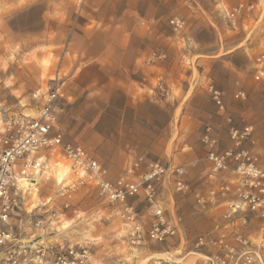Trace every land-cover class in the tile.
Returning a JSON list of instances; mask_svg holds the SVG:
<instances>
[{
  "label": "rangeland",
  "instance_id": "rangeland-1",
  "mask_svg": "<svg viewBox=\"0 0 264 264\" xmlns=\"http://www.w3.org/2000/svg\"><path fill=\"white\" fill-rule=\"evenodd\" d=\"M185 1V5L172 0L166 7H156L155 12L165 11L158 26L166 38L149 39L146 57L154 64L166 60L172 74L180 70L186 91L181 96L174 92L165 97V109L169 107L170 112L155 109L154 125L140 129L141 120L130 111L123 115L122 126V114L117 110L125 99L120 91L99 90L98 84L90 88V83L78 81L75 66L104 59L114 62L124 51L131 56L137 42L130 36L139 21L146 22L148 0H0V131L6 121L20 114L35 117L44 99L34 94L38 90L45 93L58 82L61 97L56 113L64 142L80 144L104 167V161L124 159L120 174L129 162L141 157L134 179L148 162L182 166V179L190 188L176 191L173 175L157 185V201L178 229L163 243L146 238L152 216L144 193L128 200L137 208L144 232V240L135 244L129 237L130 225L111 216L109 206L92 186H78L69 207L64 206L68 201L57 190L74 177L67 161L54 154L51 162L58 164L53 167V177L41 181L38 191L27 200L32 218L48 220L44 225L47 229L43 232L29 222L17 224L16 231L24 242L37 241L29 239L35 233L44 234L46 243L85 244L89 246V264H203V259L191 252L195 239L223 222L224 200L219 195L212 197L210 191L234 178L230 172L207 178L210 147L201 141L206 127H210L217 149L223 151L232 145L230 125H252L264 165V75L255 79L259 70L256 57L264 50V0ZM240 1L257 7L233 28L222 8ZM174 17L184 21L181 31H173L169 23ZM87 74L89 79L91 72ZM209 85L222 91L223 111L211 99ZM238 90L245 92L244 99L233 97ZM143 133L153 144L136 149L126 146L124 154L119 142L140 141ZM102 138L107 141L102 143ZM64 165L66 172L62 171ZM53 213L56 216L50 224ZM249 219L244 231L257 236L262 221L258 216ZM68 221L72 222L69 228H62Z\"/></svg>",
  "mask_w": 264,
  "mask_h": 264
},
{
  "label": "built area",
  "instance_id": "built-area-1",
  "mask_svg": "<svg viewBox=\"0 0 264 264\" xmlns=\"http://www.w3.org/2000/svg\"><path fill=\"white\" fill-rule=\"evenodd\" d=\"M256 7L255 3L240 1L222 8V11L228 24L235 28ZM169 23L175 32L184 27V21L176 17ZM256 63L259 70L255 79L258 80L264 75V50L256 57ZM207 89L215 106L223 111L222 91L213 85ZM39 95L43 96L44 103L35 117L20 114L6 121L0 131V254L3 255L0 264H89L90 251L85 244L46 243L44 234L35 233L29 239L38 240L26 243L16 231L17 224L27 222L43 232L47 229L44 225L48 220L32 218L34 214L27 210V200L30 194L38 191L41 181H49L53 177V167L58 164L57 161L51 162L54 154L67 161L74 177L73 181L57 190V194L68 201L65 207H69L78 186L90 185L109 206L111 216L130 225L131 242L139 244L144 240V232L138 221L137 208L128 200L143 192L152 216L146 238L163 243L174 237L178 229L167 219L157 201V185L173 175L175 190L189 191V185L182 179L184 168L148 162L134 179V172L142 162L139 157L115 180H110L104 165L88 150L78 143L63 141L56 113V102L61 97L58 82L45 93L40 94L38 90L34 94ZM233 97L244 99L246 94L238 90ZM45 128L47 132L42 131ZM209 131L210 127H206L201 137V141L210 147L207 159L211 165L207 178L215 179L221 172H230L234 178L221 182L210 191L212 197L219 195L224 200L223 222L216 224L211 231L199 234L191 252L199 255L203 264H264V165L260 161L254 128L250 124L230 125L232 145L223 151L217 149L216 140ZM245 143L249 146L245 147ZM198 200L203 201L202 197ZM55 216V213L50 215V224ZM250 216H258L262 221L257 236L244 231Z\"/></svg>",
  "mask_w": 264,
  "mask_h": 264
},
{
  "label": "crops",
  "instance_id": "crops-1",
  "mask_svg": "<svg viewBox=\"0 0 264 264\" xmlns=\"http://www.w3.org/2000/svg\"><path fill=\"white\" fill-rule=\"evenodd\" d=\"M169 1L172 0H148L146 22L139 21V24L135 26L136 30L134 31L133 29V34L130 36L136 39L137 42L136 47L133 45V54H130L131 56H127L124 51V56L117 58L114 62L104 59L91 64L84 63L75 66L79 71L77 75L78 81L90 83L88 85L90 88H95L93 85L98 84L99 90L108 88L122 93L125 100L122 107L117 110L122 114V126H124L123 123L125 122L123 115L127 111L136 114L141 120L142 124L138 128H148V124L153 126L154 118L152 114L155 109L170 112L169 107L165 109V97L174 92L181 96L186 91L185 79H182L180 70H178L177 74H172L166 67V60L154 64L150 62L149 57H146L150 44L149 39L154 40L156 36L166 38L164 32H161L158 26V19L165 15V11L155 12V9L156 7L158 9L166 7ZM174 1H177L178 4H181V2H183V5L186 4L185 0ZM136 12L138 14V9ZM138 16L141 17L139 14ZM148 16L150 17L148 18ZM127 44L129 45L130 43L127 42ZM88 72H91L89 79L87 78ZM159 95L163 99L156 100V98H160L157 97ZM169 119L170 117L168 116L167 125L169 124ZM143 123L145 124L143 125ZM142 136H145V133ZM146 136L140 141L123 140L119 142V144L122 143L124 146V154L129 148L136 149V146L152 145L153 142L151 139H147ZM104 141L106 142L107 139L102 138L101 142L103 143ZM126 146H128V149L125 148ZM121 161L117 158L104 161L105 167L109 171V179L115 180L118 177L119 172L124 168Z\"/></svg>",
  "mask_w": 264,
  "mask_h": 264
},
{
  "label": "snow or ice",
  "instance_id": "snow-or-ice-1",
  "mask_svg": "<svg viewBox=\"0 0 264 264\" xmlns=\"http://www.w3.org/2000/svg\"><path fill=\"white\" fill-rule=\"evenodd\" d=\"M42 131L47 132L48 129L45 128V129H42ZM38 167H39V166H38ZM58 182H59V181H58ZM25 184H27V181H25ZM34 207H35V206H34ZM71 223H72L71 221H68V222L63 223V224H62V228H64V229L69 228V226H70Z\"/></svg>",
  "mask_w": 264,
  "mask_h": 264
},
{
  "label": "bare ground",
  "instance_id": "bare-ground-1",
  "mask_svg": "<svg viewBox=\"0 0 264 264\" xmlns=\"http://www.w3.org/2000/svg\"><path fill=\"white\" fill-rule=\"evenodd\" d=\"M63 172H66L67 171V166L66 165H64V167H63V170H62Z\"/></svg>",
  "mask_w": 264,
  "mask_h": 264
}]
</instances>
